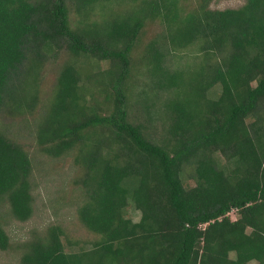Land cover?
<instances>
[{
	"label": "trees",
	"instance_id": "obj_1",
	"mask_svg": "<svg viewBox=\"0 0 264 264\" xmlns=\"http://www.w3.org/2000/svg\"><path fill=\"white\" fill-rule=\"evenodd\" d=\"M195 1L0 0V251L9 222L35 216L36 172L69 159L70 205L98 237L66 250L51 225L21 264H264V0ZM149 22L165 34L144 42ZM50 55L63 60L38 111ZM158 92L160 141L131 115L140 94L153 115Z\"/></svg>",
	"mask_w": 264,
	"mask_h": 264
},
{
	"label": "rangeland",
	"instance_id": "obj_2",
	"mask_svg": "<svg viewBox=\"0 0 264 264\" xmlns=\"http://www.w3.org/2000/svg\"><path fill=\"white\" fill-rule=\"evenodd\" d=\"M246 0H213L211 2L210 8L212 9H227V8H238L245 3ZM184 3V7L186 10H192L196 6L195 0H182ZM100 13V12H99ZM78 20L74 18L73 23L76 26L78 24ZM165 34L164 28L159 22L148 23L146 31L144 33L143 40L144 42L149 41L154 35L159 36V39L162 35ZM63 57L59 56V58H55V55L48 56L46 60V67L42 71L41 77V87L42 93L40 96L39 108L40 111L43 108L44 103L49 98L52 86L56 80V76L58 74L57 67L62 62ZM185 61V60H184ZM183 61V63H184ZM87 60L85 61L86 64ZM168 65L171 66V61H168ZM136 89L140 91L143 89L144 82L148 83V79L144 76H140L136 78ZM147 87V86H144ZM219 89H217L218 93ZM169 93L167 92H158V96L152 98V103H156V107L152 108L151 113L153 115H149L146 111H144V101L151 99H145V95H141L139 98H142V103L137 104L133 103L131 107V115L134 114L138 116L140 119L145 120L148 117H151L152 120L155 121L154 125H152V129L154 130L155 140L160 141L161 136L163 135V121L166 119L165 113V102L169 97ZM218 96V95H216ZM32 117V116H30ZM133 117V115H132ZM16 127L22 125V122L18 121ZM27 121V119H26ZM25 121V122H26ZM24 122V123H25ZM24 129L23 135L29 132L30 129ZM35 130L33 127L32 131ZM16 132V129L15 131ZM31 139V135H27ZM71 160L67 159L64 163L61 162H50L51 166L45 171L36 172V192L38 194V201L36 202V210L35 216L26 224H19L18 222L11 221L8 226V233L11 236V241L13 246L5 251H0V264H21V257L24 253V243L27 241H33L38 237H42L46 234V230L49 226L60 224L63 228V243L66 250L77 251L81 247L86 246L87 248L91 247V243H93L97 239V235L89 232L78 220L77 218V209L76 205H70L78 201V203L82 200L81 195H78L81 190L79 184H76L75 178L72 179L74 172H70L68 176L70 168ZM221 164H225V160L220 161ZM55 167V168H53ZM55 169V170H54ZM77 178V177H76ZM137 180H129L127 182V186L132 188L137 184ZM128 207V217H131L134 222H139L142 216V213L137 210L136 207L132 203ZM232 219L236 220L237 215L236 212L233 211L231 213ZM234 258V254L231 255ZM251 264H257L256 262H252Z\"/></svg>",
	"mask_w": 264,
	"mask_h": 264
}]
</instances>
